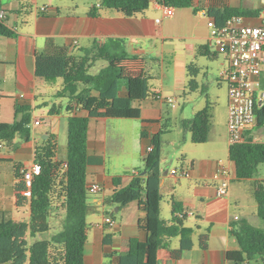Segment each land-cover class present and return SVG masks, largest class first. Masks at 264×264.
Instances as JSON below:
<instances>
[{"label": "crops", "instance_id": "1", "mask_svg": "<svg viewBox=\"0 0 264 264\" xmlns=\"http://www.w3.org/2000/svg\"><path fill=\"white\" fill-rule=\"evenodd\" d=\"M193 1L199 12L192 8L171 9V14L166 16L163 7L153 1L143 15L127 18L111 9H102L96 16H91V12L100 9L101 2L88 6L74 3L66 6L67 10H63L61 6H54L41 0H3L7 25L16 31L17 37L0 40V122L12 123L16 118L17 105L30 108L31 111L39 105L49 108L48 99L56 98L57 93L63 88L62 79L48 83L35 74V54L45 47L48 38H53L58 46L67 47L71 53L90 47L95 39L103 41L123 39L131 55L145 57L148 62L158 63L161 67L165 59L173 55L184 54L186 58H193L197 53L203 55L202 47H208L212 52L210 49L212 23L206 15L208 8L246 10L251 13L244 17L247 25L260 26L264 23L262 15L264 0ZM42 7L47 9L42 11ZM73 8L75 10H72ZM217 61L211 65L219 67V78L225 81L224 73L228 68V62L224 56L222 61ZM105 66L106 64L102 65L99 70ZM263 76L264 71L261 83ZM182 82L185 84V80ZM152 92L146 100L135 104V107L142 111L140 120L100 118L90 121L88 152L91 164L87 179L88 184L101 185L103 191L90 196V213L101 215V222L90 225L87 217L89 230L85 264H119V257L128 251L131 239L136 238L141 242L147 240V233L139 225V221L145 219V214L140 211L137 202L122 209H108L104 205V200L116 189L114 178L119 177L122 187H126L139 173L145 175L144 160L151 147V139L154 135L166 131L167 120L163 114V109L167 105L166 99L162 91L153 89ZM127 94L124 88L121 96L126 97ZM40 100L42 104H38ZM69 117V114H64L63 108L55 106L50 108L46 117L41 118L33 114L30 124L33 129L31 140L29 142L17 140L16 149L3 147L0 151V211L10 212L15 221L28 222L30 218L29 206L17 205L15 185L20 180L13 170L15 164L24 167L33 165L35 148L50 136L58 142L57 159L65 160L68 144H64L61 137L66 133L68 136ZM37 119H44V123L35 126L34 122ZM119 120L141 122V129L128 125L116 126ZM43 125L45 128L37 130V127ZM212 126L211 124L209 128L208 141ZM262 131L254 128L251 134L260 142L264 140ZM226 133L229 140L227 125ZM134 140L138 143V153L132 148L131 152L127 150V145ZM228 143L230 149V142ZM221 169H224V173L216 178ZM161 170L164 178L175 182L173 197L182 205L187 215L185 226L188 221H192L196 225L191 228L197 230L193 237L194 248L186 251L181 260L170 264H230L227 253L239 248L231 234V223L238 219L250 222L249 219L254 217L246 207L250 198L248 189L243 185L246 180H237L235 166L231 161L229 165L223 166L211 161H189L185 157L182 170L189 171L190 176H172L171 171L177 169L171 168V163L168 164L167 159L163 157V150ZM224 181L229 183L228 193L220 196L218 189ZM111 210L112 215L108 213ZM106 216L114 220L113 226L105 223ZM64 218L63 210H54L51 220H54L55 226L52 223V232L44 237L32 239L29 241L30 244L35 240L50 239L52 235L58 233L62 229ZM207 230H210L209 246L202 249L199 246V237ZM108 234L113 235L110 245L104 243ZM196 237L198 242L195 241Z\"/></svg>", "mask_w": 264, "mask_h": 264}, {"label": "trees", "instance_id": "2", "mask_svg": "<svg viewBox=\"0 0 264 264\" xmlns=\"http://www.w3.org/2000/svg\"><path fill=\"white\" fill-rule=\"evenodd\" d=\"M156 1L162 7L172 9L192 8L199 12L193 0H103L101 7L90 13L96 16L102 9L115 10L127 18L143 15ZM251 13L240 9L208 8L206 15L216 27H222L232 16L247 17ZM17 37L15 30L7 25L0 0V40ZM203 55L216 59L208 47L201 48ZM98 62L106 66L96 74L90 71ZM148 60L131 55L123 39H95L90 47L71 53L67 47L58 46L53 38H48L45 47L35 54V74L48 83L57 79L64 82L57 97L68 98L66 107L68 119V146L64 163L57 159L58 142L50 136L35 148V163L41 165V174L35 177L32 197L26 198L22 170L24 166L15 164L13 170L20 180L16 185L18 207L29 206L28 222H17L10 212L0 211V264H85V247L89 225L90 196L88 168L91 158L88 152V131L90 121L100 118L142 119V111L135 104L146 100L153 93L147 78ZM188 73L196 75L199 69L194 64L188 66ZM193 90L198 88L195 79L189 82ZM126 89L127 96L121 92ZM31 109L16 107V118L12 123L0 122V146L16 149L17 140L29 142L32 137ZM84 115H80L81 113ZM256 130L264 129V106L256 107ZM212 115L209 108L193 119L184 121L182 126L191 134L194 144L208 141ZM165 130L151 139L152 150L145 157V175L139 173L131 183L122 187L119 177L114 178L115 191L104 200L108 209L124 208L137 202L145 219L139 221L140 228L147 233V240L141 242L133 238L128 251L119 257V264H170L183 258L186 251L195 246L193 237L196 229L185 226L187 215L182 205L175 201V182L163 177L162 150ZM144 136V135H143ZM229 159L235 166L239 181L253 180L257 215L264 221V180H259V167L264 165V142L247 140L229 149ZM1 161V160H0ZM166 197L171 198L170 220L161 216V204ZM65 212L62 229L50 239L35 240L46 236L51 230L54 210ZM113 214L111 210L108 212ZM231 234L236 239L238 250L229 251L230 264H264V229L258 228L246 219L231 223ZM179 238V247L172 248L173 240ZM113 235L105 236L104 243L110 245ZM210 230L201 234L199 246L207 249Z\"/></svg>", "mask_w": 264, "mask_h": 264}, {"label": "rangeland", "instance_id": "3", "mask_svg": "<svg viewBox=\"0 0 264 264\" xmlns=\"http://www.w3.org/2000/svg\"><path fill=\"white\" fill-rule=\"evenodd\" d=\"M41 1L48 2L54 6H61L63 10H67L66 6H70L74 3H78L81 6H88L91 3L95 4L102 2L103 0ZM72 10H75V8ZM187 58L184 54L167 57L161 67L158 63H152L150 61L147 63L146 73L151 90L157 89L158 91H162L166 100L173 99L175 101L174 107L167 104L163 109V114L167 120L166 131L163 135V157L167 159L168 164L171 163V168H175L179 172L182 170L184 157L189 161H211L218 165L227 166L230 163L229 140L226 133L228 85L226 81H222L219 78V67L216 68V66L211 65L214 61H222L223 56L218 55V58L211 59L209 56L197 53L193 58ZM216 63H218V61ZM105 64L106 63L104 62H98L95 67L92 68L90 74H96V71ZM191 64H194L197 69H199V73L194 78V75H190L188 69L186 70V67ZM192 79H195L198 83V88L196 90H193L192 87L189 86V82ZM182 80H185V84H183ZM260 92H264V76L262 77ZM68 101L69 100L66 97L49 98V108L39 105L34 111H31V118L33 114L41 118L46 117L50 108L54 106L57 108H63L64 114H68L66 111ZM38 104H42V100L38 101ZM208 108L209 113L212 115L211 124L213 125L210 140L205 144H194L191 140V134L184 130L182 123L193 119L197 114ZM116 123V126L128 125L129 127L131 126L136 129H141V122L138 121L125 122L119 120ZM30 128L32 129V127ZM39 128H45V126L37 127V130ZM261 130H263L262 133H264V129ZM61 138L64 144H68L67 133ZM260 142H264V140H261ZM131 148L135 153H138V143L136 140L127 145L128 152H131ZM124 161L126 162V159ZM137 162L138 161L136 160V164ZM258 179H264V165L259 167ZM243 185H245L250 193V198L246 203L248 211L254 215V217L249 219L250 223L258 228L264 229V221L257 216L258 206L253 195L255 182L253 180H246L243 182ZM171 211V198L166 197L162 203V218L164 220L171 219ZM50 222L51 225L53 223V226H55L54 220H50ZM100 222L101 215L94 212L89 214L88 223L90 225L98 224ZM195 225L196 224L192 221H188L186 224L187 227H195ZM38 237L40 238L41 236ZM31 240L32 238L29 237L30 242ZM195 241L198 242V237L195 238ZM178 247L179 238L175 239L172 244V248ZM250 264L256 263L252 262Z\"/></svg>", "mask_w": 264, "mask_h": 264}, {"label": "built area", "instance_id": "4", "mask_svg": "<svg viewBox=\"0 0 264 264\" xmlns=\"http://www.w3.org/2000/svg\"><path fill=\"white\" fill-rule=\"evenodd\" d=\"M47 8L42 7L45 11ZM164 14L169 16L171 9L163 7ZM264 16V7L262 10ZM211 27L210 49L212 53L222 55L228 62V68L224 73V80L228 85V123L227 130L230 145L241 144L247 140L258 141L251 131L256 126V107L264 106V92H260L261 76L264 71V23L260 26L247 25L244 17L232 16L226 20L222 27H216L213 22ZM174 100H166V103L174 107ZM44 123V119H37L35 126ZM3 146H0V151ZM149 147L148 151H151ZM60 161V160H59ZM64 168H67L65 160ZM41 165L34 163L22 170L25 190L22 192L26 198L32 197V188L35 177L41 174ZM224 173L221 169L216 178ZM175 177H189L187 170H172ZM229 183L224 181L219 186L218 193L225 196L228 193ZM103 191L99 184H90L89 192L97 195ZM105 223L114 225L110 216L105 217Z\"/></svg>", "mask_w": 264, "mask_h": 264}, {"label": "water", "instance_id": "5", "mask_svg": "<svg viewBox=\"0 0 264 264\" xmlns=\"http://www.w3.org/2000/svg\"><path fill=\"white\" fill-rule=\"evenodd\" d=\"M12 149H9V151H11ZM143 174H145V172L143 173Z\"/></svg>", "mask_w": 264, "mask_h": 264}]
</instances>
